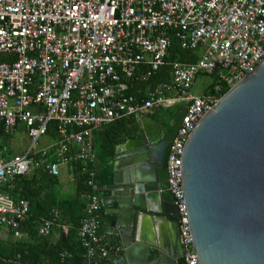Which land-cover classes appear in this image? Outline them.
Here are the masks:
<instances>
[{
	"label": "built area",
	"instance_id": "2783aa9c",
	"mask_svg": "<svg viewBox=\"0 0 264 264\" xmlns=\"http://www.w3.org/2000/svg\"><path fill=\"white\" fill-rule=\"evenodd\" d=\"M170 35L192 63H166ZM0 128L24 126L28 145L0 159V187L42 167L83 164L88 192L76 237L87 261L108 260L120 247L99 233L100 201L93 132L117 120L174 107L180 125L166 157L167 185L184 264H198L187 227L179 159L201 117L264 58V0H0ZM167 66V79H152ZM211 77L200 96L189 93L197 75ZM142 85V86H141ZM183 106H179L180 104ZM53 122L55 139L36 149ZM51 154L52 159L49 158ZM26 200L0 191V227L19 236ZM57 213L38 221L46 237Z\"/></svg>",
	"mask_w": 264,
	"mask_h": 264
},
{
	"label": "water",
	"instance_id": "95a60500",
	"mask_svg": "<svg viewBox=\"0 0 264 264\" xmlns=\"http://www.w3.org/2000/svg\"><path fill=\"white\" fill-rule=\"evenodd\" d=\"M182 115L175 113L165 140L156 122L134 115L135 132L115 148L123 151L113 156L104 230L121 245V255L108 256L113 264L181 259L165 164ZM179 167L198 264H264V58L201 117ZM148 220L161 231L162 245L146 242Z\"/></svg>",
	"mask_w": 264,
	"mask_h": 264
},
{
	"label": "trees",
	"instance_id": "16d2710c",
	"mask_svg": "<svg viewBox=\"0 0 264 264\" xmlns=\"http://www.w3.org/2000/svg\"><path fill=\"white\" fill-rule=\"evenodd\" d=\"M2 56H0V59ZM198 58L197 50H184L179 47V43L174 36L170 35L169 46L165 58L166 63L180 62L192 63ZM167 66L163 67L162 72L157 74L152 82L167 79L165 72ZM142 86V85H141ZM226 91L223 90L222 94ZM24 131V127L17 125ZM135 132L134 116L117 120L96 130L94 135L95 161L93 167H96L95 181L100 182L101 172L106 169L107 161L112 157L114 147L123 141L124 136H131ZM46 138L55 139L54 123L47 125ZM7 135H4L0 128V159H9L15 153L8 150L5 145ZM83 164L71 163L68 168L72 182L75 187L72 198L67 200H58L53 195V186L56 183V177H51L42 168H35L24 176L16 177L9 187H0V191L7 193L13 200L23 199L28 202L29 212L18 222V230L23 231L26 226L28 233L27 242H17L9 249V254L4 257L5 264H84L83 250L76 237V230L83 218L84 195L88 192L84 184L83 174L80 168ZM110 175V174H109ZM49 187V188H48ZM39 198H41L39 202ZM46 203V207L43 206ZM40 203V205H36ZM40 212L35 213V208ZM57 213L56 224H70L71 229H67L54 244L47 241V236L42 237L34 231L39 217L50 218L52 212ZM37 217V218H36ZM92 264H112L110 260H94ZM176 264H184L179 259Z\"/></svg>",
	"mask_w": 264,
	"mask_h": 264
},
{
	"label": "crops",
	"instance_id": "0c3cea01",
	"mask_svg": "<svg viewBox=\"0 0 264 264\" xmlns=\"http://www.w3.org/2000/svg\"><path fill=\"white\" fill-rule=\"evenodd\" d=\"M135 117V116H134ZM17 125L23 126L21 123H17ZM14 127V129H15ZM24 127V126H23ZM24 133V131H21ZM94 133V132H93ZM93 136V148H94V154H95V146H94V135ZM131 138V136H124L123 141L119 144H117L112 152V157H110V160L107 161V166L106 169L108 170H103L101 172L100 176V182L95 181L96 185L98 187V197L100 201V210L98 212V221H99V233L102 235V238L105 243L108 245H117L120 247V252L119 255H121V245L118 241L113 240L112 238L108 239L105 238L106 233L104 230L107 228V222L109 220V217L107 216V213L109 212L110 208L107 200L109 198V191L107 190V187L111 184V174H112V164L114 162L113 156L117 152L120 154L123 151V148L115 149L117 148L118 145L123 144L124 141L127 139ZM22 153V152H21ZM16 154V153H15ZM14 154V155H15ZM20 154V153H18ZM49 158L52 159L51 154H49ZM95 161V160H94ZM95 172H96V167H94ZM110 174V175H109ZM49 188V187H48ZM75 191L74 184L72 182V178L70 175V170L68 167L62 166L59 168V174L56 177V183L53 186V195L58 199V200H67L69 198H72L73 194ZM39 202L41 198L38 199ZM49 200L46 199L45 204H43L44 207H46V203H48ZM36 205H40V203H36ZM35 213L40 212L39 208H35ZM37 218V217H36ZM41 217H39L36 221H39ZM38 224V223H37ZM148 226L146 229V242L148 243L149 246L151 245H157L158 243L162 245V242L164 240V237H162V233L160 230H156L154 225L151 224V222L148 220ZM37 227V225H36ZM36 227L34 226V231H36ZM67 229H71L70 224L66 226ZM19 231V230H18ZM164 236V235H163ZM60 237H62V233L59 231L57 226H52L49 232V235L47 236V241L50 242L51 244H54ZM63 239V237H62ZM28 241V233L26 232V226H23V231H19V236H14L12 234V231L7 228V227H0V264H5L4 263V257L9 254V249H11L14 244L17 242H27ZM112 263V261H111ZM113 264V263H112Z\"/></svg>",
	"mask_w": 264,
	"mask_h": 264
},
{
	"label": "rangeland",
	"instance_id": "374dc122",
	"mask_svg": "<svg viewBox=\"0 0 264 264\" xmlns=\"http://www.w3.org/2000/svg\"><path fill=\"white\" fill-rule=\"evenodd\" d=\"M211 81V77L204 74H199L195 77L192 86L190 87L189 93L195 96H200L206 86ZM184 104H180L179 106H183ZM162 116V119L170 126L172 122V118L176 112L174 107L169 108H161L159 110ZM7 135L5 140V145L8 150L13 151L14 153L18 154L23 152L27 145L28 141L24 133L21 132L20 128L17 127L16 129L10 130L8 133L4 134ZM49 143V139L46 137H41L37 144L36 149L42 148L43 146Z\"/></svg>",
	"mask_w": 264,
	"mask_h": 264
},
{
	"label": "flooded vegetation",
	"instance_id": "af4514ba",
	"mask_svg": "<svg viewBox=\"0 0 264 264\" xmlns=\"http://www.w3.org/2000/svg\"><path fill=\"white\" fill-rule=\"evenodd\" d=\"M161 112L159 110H154L152 112H144L142 114H139L140 116L143 115V116H146L150 119V121H154L156 122L157 124V127L159 129V133L160 136L162 137V140L166 139L168 137V134H169V131L171 129V125H172V122L170 124V126L162 119V116L160 114ZM176 113V112H175ZM175 115V114H174ZM174 118V116H173ZM172 118V119H173ZM173 121V120H172ZM174 224H175V220H174ZM176 227V226H175Z\"/></svg>",
	"mask_w": 264,
	"mask_h": 264
}]
</instances>
